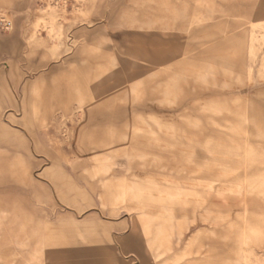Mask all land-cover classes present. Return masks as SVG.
<instances>
[{
    "label": "rangeland",
    "instance_id": "obj_1",
    "mask_svg": "<svg viewBox=\"0 0 264 264\" xmlns=\"http://www.w3.org/2000/svg\"><path fill=\"white\" fill-rule=\"evenodd\" d=\"M62 7L0 0V264H264V0Z\"/></svg>",
    "mask_w": 264,
    "mask_h": 264
},
{
    "label": "built area",
    "instance_id": "obj_2",
    "mask_svg": "<svg viewBox=\"0 0 264 264\" xmlns=\"http://www.w3.org/2000/svg\"><path fill=\"white\" fill-rule=\"evenodd\" d=\"M52 3L57 7L69 6L81 0H51Z\"/></svg>",
    "mask_w": 264,
    "mask_h": 264
},
{
    "label": "bare ground",
    "instance_id": "obj_3",
    "mask_svg": "<svg viewBox=\"0 0 264 264\" xmlns=\"http://www.w3.org/2000/svg\"><path fill=\"white\" fill-rule=\"evenodd\" d=\"M40 6V5H39ZM41 7H44V5H41ZM62 8H67L66 6H63Z\"/></svg>",
    "mask_w": 264,
    "mask_h": 264
}]
</instances>
